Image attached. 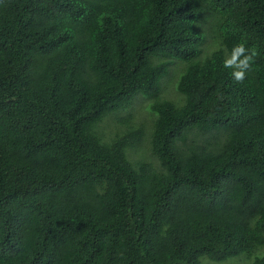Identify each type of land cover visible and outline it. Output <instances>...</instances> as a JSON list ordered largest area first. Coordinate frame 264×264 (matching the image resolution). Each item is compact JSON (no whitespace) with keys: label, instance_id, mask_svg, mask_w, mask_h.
<instances>
[{"label":"trees","instance_id":"1","mask_svg":"<svg viewBox=\"0 0 264 264\" xmlns=\"http://www.w3.org/2000/svg\"><path fill=\"white\" fill-rule=\"evenodd\" d=\"M238 43L258 53L243 83L223 67ZM139 98L148 160L129 156ZM262 248L264 0H0V264H264Z\"/></svg>","mask_w":264,"mask_h":264},{"label":"rangeland","instance_id":"2","mask_svg":"<svg viewBox=\"0 0 264 264\" xmlns=\"http://www.w3.org/2000/svg\"><path fill=\"white\" fill-rule=\"evenodd\" d=\"M138 101H139L138 103H136L137 101L134 103V105L130 108V110L134 115L133 120L136 122L140 121L145 123L146 130H145L144 139L140 142V144H138L137 151L133 152L129 156L131 160H135L136 158H145L148 160V158L150 157L148 136L150 132L149 127H151L150 124H152L151 123L152 113L149 111L147 100L139 98ZM126 114L127 112L122 110L121 112L106 117L103 124L101 123V125H99L98 130L101 131V133H104L105 138L110 136L113 138L117 134L118 135L123 134L124 132H126L128 127L124 124H121L119 120L122 117H124ZM201 264H252V258H249L248 260L245 254L234 256L224 261H212L203 257L201 258Z\"/></svg>","mask_w":264,"mask_h":264},{"label":"clouds","instance_id":"3","mask_svg":"<svg viewBox=\"0 0 264 264\" xmlns=\"http://www.w3.org/2000/svg\"><path fill=\"white\" fill-rule=\"evenodd\" d=\"M224 51L223 67L231 69L230 75L236 83H243L258 55L256 49H250L245 44L238 43L230 51L227 49Z\"/></svg>","mask_w":264,"mask_h":264}]
</instances>
